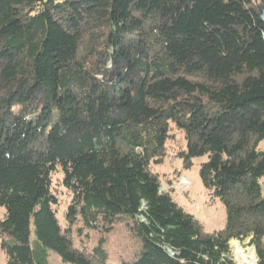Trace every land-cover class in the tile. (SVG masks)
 Segmentation results:
<instances>
[{"label":"trees","instance_id":"16d2710c","mask_svg":"<svg viewBox=\"0 0 264 264\" xmlns=\"http://www.w3.org/2000/svg\"><path fill=\"white\" fill-rule=\"evenodd\" d=\"M264 1V0H258ZM170 127L225 206L202 234L148 163ZM264 23L252 0H0V249L7 264H90L71 238L127 229L121 264H264ZM71 194L62 232L51 175ZM36 242L31 245V235ZM91 234V235H90Z\"/></svg>","mask_w":264,"mask_h":264},{"label":"rangeland","instance_id":"374dc122","mask_svg":"<svg viewBox=\"0 0 264 264\" xmlns=\"http://www.w3.org/2000/svg\"><path fill=\"white\" fill-rule=\"evenodd\" d=\"M169 135L170 138L166 140L158 156L149 161L148 170L157 177L160 190L168 193L184 213L192 216L203 235L210 236L221 232L225 228L226 223L225 206L217 197L203 187L199 178V165L205 158L193 159L186 165L180 155L186 149L183 133L170 127ZM258 150L264 151V141L258 145ZM259 185L261 197L264 198V177L259 180ZM51 190L57 200V204L53 209L63 232L67 227L65 214L71 201V194L62 185V172L60 169H56L51 175ZM4 215L5 209L0 207V221L3 220ZM71 238L74 247L83 250L89 256L90 264H121L122 261L131 260L137 249L127 229L122 225L117 226L111 234L105 236L103 245L104 258L101 254L92 252V248L96 245L94 238L77 237L74 229L71 231ZM233 241L241 246L244 255H248L249 251L253 249L252 251L256 256L255 248L250 244L249 237L241 241L230 239L228 246L233 264H238L240 261L232 251L231 243ZM35 242L36 239L32 234V247ZM47 263L69 264L63 263L59 256L52 251H48ZM0 264H7L6 256L1 249Z\"/></svg>","mask_w":264,"mask_h":264},{"label":"bare ground","instance_id":"6f19581e","mask_svg":"<svg viewBox=\"0 0 264 264\" xmlns=\"http://www.w3.org/2000/svg\"><path fill=\"white\" fill-rule=\"evenodd\" d=\"M231 248L234 255L240 260L238 264H256V256L252 251L253 249L249 251L248 255H244L241 246L235 241L231 243Z\"/></svg>","mask_w":264,"mask_h":264},{"label":"water","instance_id":"95a60500","mask_svg":"<svg viewBox=\"0 0 264 264\" xmlns=\"http://www.w3.org/2000/svg\"><path fill=\"white\" fill-rule=\"evenodd\" d=\"M254 11L256 12L259 19L264 23V3L258 0H252ZM256 258V264H257Z\"/></svg>","mask_w":264,"mask_h":264}]
</instances>
